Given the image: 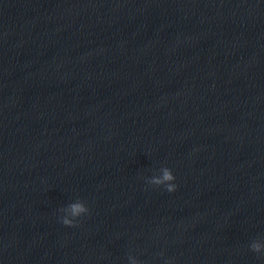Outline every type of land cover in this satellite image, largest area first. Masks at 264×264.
<instances>
[{"label":"clouds","instance_id":"1","mask_svg":"<svg viewBox=\"0 0 264 264\" xmlns=\"http://www.w3.org/2000/svg\"><path fill=\"white\" fill-rule=\"evenodd\" d=\"M161 172L162 176H152L147 180V183L155 186L163 185L166 191L174 192L177 185L172 183L175 180L172 170L168 167H163ZM61 211L66 213L61 217L62 224L68 227H75L77 226L76 218L87 214L89 212V208L83 201L77 200L76 202L69 204L67 208L61 209ZM68 214H70L73 219H69ZM250 248L255 253H264V244H261L259 241H253Z\"/></svg>","mask_w":264,"mask_h":264}]
</instances>
